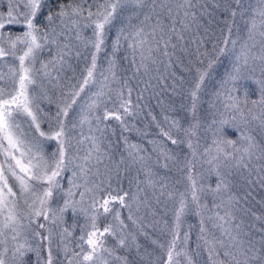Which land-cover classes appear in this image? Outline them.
I'll use <instances>...</instances> for the list:
<instances>
[{
	"label": "snow or ice",
	"instance_id": "6c2138e0",
	"mask_svg": "<svg viewBox=\"0 0 264 264\" xmlns=\"http://www.w3.org/2000/svg\"><path fill=\"white\" fill-rule=\"evenodd\" d=\"M261 193L264 0H0V264H264Z\"/></svg>",
	"mask_w": 264,
	"mask_h": 264
},
{
	"label": "rangeland",
	"instance_id": "374dc122",
	"mask_svg": "<svg viewBox=\"0 0 264 264\" xmlns=\"http://www.w3.org/2000/svg\"><path fill=\"white\" fill-rule=\"evenodd\" d=\"M72 63H73V67L75 69V77L72 79L71 82L72 83H75L76 82V78H79V76H80V74L82 72V69L85 67V61L83 59H81L79 62H77V61L74 60ZM81 67H82V69H81ZM3 71L6 72L7 69L6 68H3ZM223 71H224V66L223 65H219L217 67V72L222 73ZM67 76L68 77H73V72L71 70H69L67 72ZM208 83H209V87H211V82H208ZM43 106L46 109L49 107V105L46 102H45V104ZM52 110L55 111L54 105L52 106ZM110 123H112L115 126V128H116V136L115 137H112V139L115 141L120 136V129H119V126L115 124V122H110ZM124 135L127 136L126 134H124ZM155 137H156V135H153L151 137H147V139H152V138H155ZM129 140L131 142H133V143H140V144L144 145L145 147H150L149 145H147L146 142L143 143V142H139V141H136V140H132L130 137H129ZM122 147H123V144L121 142V148ZM161 171L163 172V170H161ZM262 195H264V193H262ZM257 198L259 199V196ZM164 219L167 220L169 222V224H171V222H172L171 213H169L168 216L164 217ZM184 219H185V224H184L183 229H182V233H181L182 235H183V231L188 230L189 225H194L195 226V227H193L191 229V239L189 241V248H188L189 253L190 254H193L194 253V250H195V247H196L195 240H196V233L198 231V218L195 217L194 215H187ZM151 235L153 236V238L159 239L162 243H166L167 240L169 239V237L167 235H162L159 232H152ZM141 244H144L149 250H153V246L150 243H148L147 241H145L143 238H141ZM155 257L159 258V259L156 260V264H163L164 254H163V252H162L161 249H159V248H156L155 249ZM205 258H206V254H203V253L199 257L194 256V259L200 261L201 264H202V261Z\"/></svg>",
	"mask_w": 264,
	"mask_h": 264
},
{
	"label": "trees",
	"instance_id": "16d2710c",
	"mask_svg": "<svg viewBox=\"0 0 264 264\" xmlns=\"http://www.w3.org/2000/svg\"><path fill=\"white\" fill-rule=\"evenodd\" d=\"M114 35H115V33L113 32L109 36V47H108L109 53L111 51V46H110L111 40L114 39ZM217 35H219V32H217ZM209 48H211L210 45H209ZM104 57H105V53L104 52L100 53V58L98 60V64L103 66V67H107V63H106V60L104 59ZM85 64H86V61H85ZM185 64H187V60H185ZM120 65H121V67H120V73L119 74L122 76L125 74L123 70L125 68H127V62L121 61ZM81 69H82V67H81ZM175 71H176L178 76H184V77H187L188 79L191 78V73L183 71L181 67L175 68ZM128 74L130 75V72ZM133 83H135V82H133ZM169 83H172V81H169ZM164 95L168 99L175 100L177 103V106H178V104L180 102L179 97L171 95V89H169L168 92H166ZM133 99H135V93H133ZM141 103H143V102H141ZM156 103L157 102L155 99H153L151 101V110H152L153 114L156 115L158 121L163 123V116L161 115V109L156 106ZM147 112H148V109L145 108L144 112L141 113L140 117L138 119H136L135 121H132V123H134L138 129H142V131L148 132V137H151L153 135H156L158 130L155 127V125L151 122V118L148 117ZM124 134H126L128 136V139L130 137L132 140H136V141L143 142V143L146 142L145 137H143L142 134H139L135 131L124 133ZM260 195H262V193Z\"/></svg>",
	"mask_w": 264,
	"mask_h": 264
}]
</instances>
